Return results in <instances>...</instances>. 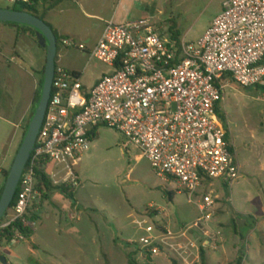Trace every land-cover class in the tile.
Wrapping results in <instances>:
<instances>
[{"label": "built area", "instance_id": "1", "mask_svg": "<svg viewBox=\"0 0 264 264\" xmlns=\"http://www.w3.org/2000/svg\"><path fill=\"white\" fill-rule=\"evenodd\" d=\"M62 44L112 72L85 93L78 74L56 67L45 119L9 209L12 216L7 212L0 221V251L24 243L35 231L28 216L39 196L37 162L47 161L54 185L78 188L76 168L101 126L119 131L126 149L140 150L158 177L175 182L191 198L205 183L232 185L238 179L218 110L229 80L244 89H264V0H225L221 14L196 42L177 45L164 39L148 19L107 22L92 49L73 39ZM214 202L207 196L199 203L201 217L194 227L208 223ZM138 227L145 232L140 253L161 255L169 229L146 221Z\"/></svg>", "mask_w": 264, "mask_h": 264}, {"label": "rangeland", "instance_id": "2", "mask_svg": "<svg viewBox=\"0 0 264 264\" xmlns=\"http://www.w3.org/2000/svg\"><path fill=\"white\" fill-rule=\"evenodd\" d=\"M224 2L159 0L149 19L164 39L172 40L174 23L181 42H196L221 14ZM12 6L11 0H0V9ZM30 45L28 57L20 54L21 64L11 61L10 51L0 55V66L10 68L7 74L20 88L17 93L1 89L2 105L11 106L14 118L34 86L31 78L21 75L20 67L37 76L47 62V49L39 41ZM59 47H65L62 41ZM103 65L93 60L87 78L93 79L97 66ZM228 82L220 111L227 119L239 166L232 185L205 183L191 198L175 182L158 177L140 150L126 149L119 131L101 126L91 149L79 160L80 185L74 197L56 190L47 202L38 191L28 216L36 224L34 234L24 243L5 245L0 254L9 264H30V259L40 264H128L130 255L138 264H201L203 249L209 264H235L242 254L244 264H264V89ZM12 164L0 170V179ZM207 196L215 201L212 218L194 227L201 217L198 205ZM7 215L12 216L10 210ZM250 216L257 220L253 230L245 227L253 221ZM142 221L169 229L167 245L156 258L140 253L145 232L138 222Z\"/></svg>", "mask_w": 264, "mask_h": 264}, {"label": "crops", "instance_id": "3", "mask_svg": "<svg viewBox=\"0 0 264 264\" xmlns=\"http://www.w3.org/2000/svg\"><path fill=\"white\" fill-rule=\"evenodd\" d=\"M158 1L63 0L56 8L46 13L44 21L50 24L64 39H73L86 45L88 49H92L101 39L107 22L114 21L117 24H126L148 20L153 15L154 5ZM40 10L43 9L40 8ZM37 41H39L38 34L35 31L0 24V55L5 51H10L12 53L11 61H18L19 64L24 63L20 54L25 58L28 57V52L31 49L30 44ZM92 62L93 60L86 53L79 50H70L65 47H59L57 50V67L78 74L85 93L90 92L104 75L112 72V69L106 65H103L102 68L97 66L98 72L94 74V78L88 79L87 73L92 66ZM44 67L38 72L37 76L33 74V70L29 71L20 67L21 75L26 79L31 78L34 86L28 99L25 100L24 109L16 119L13 117L11 106L2 105L1 96L2 90L7 91L9 89L10 91L15 90V93L19 92V84L14 85L15 81L12 79L11 74H7V69L10 68L2 64L0 66V157L2 163L0 170L7 168L14 162L18 153L28 121L32 116L31 113H33L34 100L43 78ZM226 85L227 82L225 88ZM3 183V179H0V188ZM212 185L213 183L209 187Z\"/></svg>", "mask_w": 264, "mask_h": 264}, {"label": "water", "instance_id": "4", "mask_svg": "<svg viewBox=\"0 0 264 264\" xmlns=\"http://www.w3.org/2000/svg\"><path fill=\"white\" fill-rule=\"evenodd\" d=\"M0 22L9 24H20L37 30L40 44L47 49V62L44 73V85L41 98L35 110L33 118L29 122V128L18 150L10 169L9 176L5 182L4 190L0 197V221L11 207L14 201L21 177L30 160L35 148L40 129L43 125L45 115L51 98L53 81L56 72L57 39L50 26L36 15L28 12L0 9ZM0 263L9 264L7 258L0 254Z\"/></svg>", "mask_w": 264, "mask_h": 264}, {"label": "trees", "instance_id": "5", "mask_svg": "<svg viewBox=\"0 0 264 264\" xmlns=\"http://www.w3.org/2000/svg\"><path fill=\"white\" fill-rule=\"evenodd\" d=\"M62 2H63V0H14V3H12L13 6L11 8H8V9L13 10V11H19V12H28L32 15L38 16L42 20H45L46 13L53 10L54 8H56ZM40 8H42L43 10L41 11ZM0 24L9 25V26L16 27L18 29H23V30H31V31H35L37 33L36 29L29 27V26H24V25H20V24L1 23V22H0ZM48 25L50 26V28L54 31V33L56 35L57 45L59 48V44L64 39V37L59 35V33L50 24H48ZM170 32H171L172 40L175 41L177 43V45H180L181 44V40H180L181 36H180V33L176 30V26L174 23H172V25L170 27ZM44 73H45V67H44L43 72H42L43 78H42V81H41L40 86H39L40 89L36 92V96H35V100H34V109H33V113H32L30 120L33 118V116L35 114L36 107H37L38 102L41 98L42 89H43V85H44ZM218 114H219V117L222 119V122H223L225 129L228 132L227 139L230 140L231 137H230V134L228 131L227 119H226L225 115H223L220 110H218ZM30 120H29V122H30ZM28 128H29V123L26 127V131H25V134L23 136L20 147L23 143V140H24L25 135L28 131ZM96 133H97V130H95L92 134H94V136H95ZM20 147H19V149H20ZM232 152L234 153L233 146H232ZM35 171H36V180H37L36 188L40 192L43 201L50 200L51 194L53 193V191H56V190H61L65 194L69 195L71 198L74 197V191L75 190L73 188L66 186V185L55 186L52 183V181L49 179V176L47 174V161H45L43 159L38 161L36 166H35ZM9 173H10V170L3 171L4 183H3L2 187L0 188V197H1L2 192L4 190L5 182L9 176ZM18 192H19V188L17 189V193L15 195L14 201L11 204L10 209L14 206V204L16 202ZM250 218L253 221L250 224L246 223L245 227L247 228V230H253L254 225L257 223V220L253 216H250ZM235 232H236V234H238L237 231H235ZM25 233H27V232H25ZM33 234H34L33 232H28L27 233L28 238L32 237ZM242 239H244V237H242ZM244 260H245V255L242 254L238 258V260L236 261L235 264H244ZM200 261H201V264H209L207 261L206 253L203 249H201V251H200ZM30 264H40V263H38L34 259H30ZM128 264H138V262L134 259L133 256L130 255L128 257Z\"/></svg>", "mask_w": 264, "mask_h": 264}]
</instances>
